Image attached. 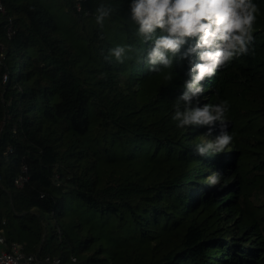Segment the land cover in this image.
I'll list each match as a JSON object with an SVG mask.
<instances>
[{
    "label": "trees",
    "instance_id": "trees-1",
    "mask_svg": "<svg viewBox=\"0 0 264 264\" xmlns=\"http://www.w3.org/2000/svg\"><path fill=\"white\" fill-rule=\"evenodd\" d=\"M0 1V233L9 242L62 264H264V0H253L249 54L193 99V108L229 104V151L207 157L194 148L221 124L176 126L188 61L178 56L160 74L138 62L151 42L135 35L131 0H82L81 12L79 0ZM101 2L113 9L103 27L93 15ZM117 45L133 48L123 64L106 59ZM214 172L221 182L210 186Z\"/></svg>",
    "mask_w": 264,
    "mask_h": 264
},
{
    "label": "clouds",
    "instance_id": "clouds-1",
    "mask_svg": "<svg viewBox=\"0 0 264 264\" xmlns=\"http://www.w3.org/2000/svg\"><path fill=\"white\" fill-rule=\"evenodd\" d=\"M112 12L110 5L101 2L93 14L96 23L103 27ZM257 13L253 0H131L130 19L135 35L144 43L151 42L146 54L145 49L138 53V62L147 64L150 72L160 74L173 69L178 56L188 61L190 79L184 82V91L175 101L171 117L176 126L211 128L217 121L221 124L214 139L207 138L211 131L201 135V142L194 148L199 156L229 151L233 136L225 121L228 101L193 108V99L204 94L202 82L206 78L216 75L233 59L249 54ZM131 51V45H117L108 50L106 59L114 58L123 64ZM172 75L169 73L166 79L171 81ZM207 182L210 186L220 184L221 174L214 172Z\"/></svg>",
    "mask_w": 264,
    "mask_h": 264
},
{
    "label": "built area",
    "instance_id": "built-area-1",
    "mask_svg": "<svg viewBox=\"0 0 264 264\" xmlns=\"http://www.w3.org/2000/svg\"><path fill=\"white\" fill-rule=\"evenodd\" d=\"M81 1L82 0H79L76 3V7L79 12L83 10ZM5 13L6 8L0 1V15ZM7 34L9 36L14 34L12 22H10L7 27ZM26 181L27 177L22 175L16 180L15 184L22 187ZM72 261L75 262L76 259H72ZM0 264H62V262L59 257H44L37 254L27 253L22 244L9 242L7 236L0 233Z\"/></svg>",
    "mask_w": 264,
    "mask_h": 264
},
{
    "label": "rangeland",
    "instance_id": "rangeland-1",
    "mask_svg": "<svg viewBox=\"0 0 264 264\" xmlns=\"http://www.w3.org/2000/svg\"><path fill=\"white\" fill-rule=\"evenodd\" d=\"M71 24H72V22H71ZM1 58H3V55L1 56Z\"/></svg>",
    "mask_w": 264,
    "mask_h": 264
}]
</instances>
